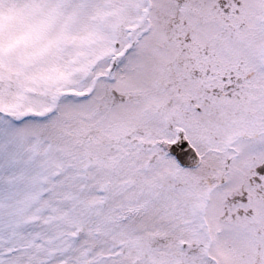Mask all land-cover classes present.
I'll list each match as a JSON object with an SVG mask.
<instances>
[{"label": "snow or ice", "instance_id": "snow-or-ice-1", "mask_svg": "<svg viewBox=\"0 0 264 264\" xmlns=\"http://www.w3.org/2000/svg\"><path fill=\"white\" fill-rule=\"evenodd\" d=\"M0 264H264V0H0Z\"/></svg>", "mask_w": 264, "mask_h": 264}]
</instances>
